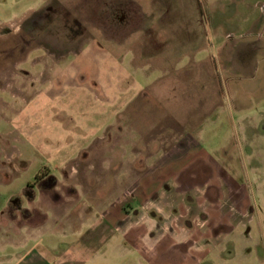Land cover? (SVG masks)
<instances>
[{
    "label": "rangeland",
    "instance_id": "rangeland-1",
    "mask_svg": "<svg viewBox=\"0 0 264 264\" xmlns=\"http://www.w3.org/2000/svg\"><path fill=\"white\" fill-rule=\"evenodd\" d=\"M223 6L200 5L204 27ZM166 8L52 0L9 26L0 37V176H69L54 199L82 229L57 252L81 264H264V47L239 69L237 54L227 63L206 47L162 52L125 36L156 29ZM242 12L263 18L264 0L235 8V17ZM260 35L243 39L264 43V21ZM179 144L187 156L177 174L140 199L137 177ZM113 204L137 226L108 241L101 221H89Z\"/></svg>",
    "mask_w": 264,
    "mask_h": 264
},
{
    "label": "crops",
    "instance_id": "crops-1",
    "mask_svg": "<svg viewBox=\"0 0 264 264\" xmlns=\"http://www.w3.org/2000/svg\"><path fill=\"white\" fill-rule=\"evenodd\" d=\"M52 0H0V37L9 31V26L19 22L27 13L33 12L38 6ZM250 0H220L224 3L222 10L216 15L210 11L209 20L213 23L203 25V14L200 5L210 4L212 0H151V4L166 6V14L159 16L156 29L147 28L144 31H127L125 36L135 37L136 45L146 44L161 48L171 44L175 52L186 49L190 54L206 47L207 52L226 53L227 63L237 54V67L242 69L247 62L248 52H258L264 43L261 40H244V36H261L263 18L256 19L243 12L235 17V8H240ZM221 4V3H220ZM231 7V9H229ZM181 7L184 13H181ZM182 8V10H183ZM219 16V17H218ZM152 16H147L149 21ZM183 22H189L183 23ZM210 22V21H209ZM221 27V28H220ZM232 29H236V32ZM241 29H248L241 33ZM232 30V31H231ZM235 37L232 40V37ZM246 34V35H245ZM186 41L183 42L182 39ZM256 39V38H255ZM257 43V44H256ZM262 44V45H261ZM264 50V49H263ZM138 51H135L131 62L133 67H140ZM161 56V57H160ZM159 59L165 60L164 54ZM207 68L216 69L212 64L214 57L208 56ZM225 62V61H223ZM234 64V65H235ZM225 65V63L223 64ZM241 73V72H240ZM207 76L214 79V73L210 71ZM188 143V140H187ZM181 146H173L168 152L158 155L151 169L142 172L137 177L135 185L136 194L140 199L146 200L159 194L171 177L177 174L181 164L186 160L187 152L182 154L175 149ZM21 176H16L8 183H3L0 176V264H81L80 261L70 259L63 248L64 237L78 234L75 224L70 221L71 208L63 204V187H69L65 181L69 176H47L30 178L24 182ZM14 186H11L14 184ZM99 219H91L94 223L100 220V227L108 229V241L113 235L124 232L126 235L137 226L128 218L130 212L124 206L109 205L102 211ZM80 224L88 221L85 216H78ZM79 227V224H78ZM240 227V226H239ZM260 231L264 228L259 224ZM82 229V228H81ZM244 230L246 228H243ZM76 232V233H75ZM239 245L243 247L249 242L244 231L237 234ZM99 240H94L95 243ZM260 241H264L261 233ZM68 247V246H67ZM66 247V251L68 248Z\"/></svg>",
    "mask_w": 264,
    "mask_h": 264
}]
</instances>
